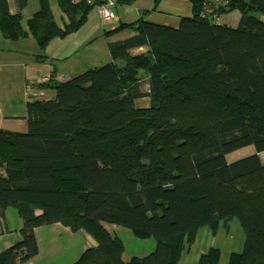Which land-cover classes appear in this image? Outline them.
Masks as SVG:
<instances>
[{
	"label": "trees",
	"instance_id": "trees-1",
	"mask_svg": "<svg viewBox=\"0 0 264 264\" xmlns=\"http://www.w3.org/2000/svg\"><path fill=\"white\" fill-rule=\"evenodd\" d=\"M189 2L192 15L178 28L147 22L149 12L119 25L114 32L136 35L108 45L112 63L64 83L52 77L42 88L56 98L27 104L28 131L0 130V209L24 220L21 241L0 253V264H17L19 247L23 263L36 257L34 230L53 224L95 240L74 264H179L200 230L215 235L232 219L245 240L226 264H264V0H221L214 13L238 11L236 28L204 16L210 0ZM15 3L11 15L0 0V33L12 41L31 35L42 52L94 11L58 0L70 21L61 29L49 0H40L28 32L20 13L28 0ZM141 47L148 51L130 55ZM143 99L147 107L137 105ZM251 146L255 155L228 162ZM103 223L153 238L154 252L125 262L124 243ZM221 255L212 248L197 264H223Z\"/></svg>",
	"mask_w": 264,
	"mask_h": 264
},
{
	"label": "crops",
	"instance_id": "crops-1",
	"mask_svg": "<svg viewBox=\"0 0 264 264\" xmlns=\"http://www.w3.org/2000/svg\"><path fill=\"white\" fill-rule=\"evenodd\" d=\"M154 1L151 0L149 3V0H137L132 5L133 20L127 21L124 20L123 15L121 17L117 15V20L110 25L98 22L97 13L92 11L87 23L80 30L65 39H54L45 52L40 50L31 35L26 39L12 41L0 33V130L12 133L28 131L27 104L34 101H52L56 98L55 90L42 88L52 77L64 83L91 68L112 63L108 45L136 35V32L130 29L114 34L119 25L132 24L142 17L143 12H149L143 16L147 22L178 28L181 18L192 15L189 0H162L157 10L152 11ZM49 4L55 23L64 29L70 22L68 16L61 11L58 0H49ZM8 5L11 15L19 13L15 0H8ZM121 6L119 5L117 10ZM39 11L40 0H28L27 8L20 12L26 31L29 32L28 22ZM220 18L216 20L217 23ZM220 24L228 25L227 22ZM102 39L104 43L97 46ZM147 51V47H141L130 50L129 53L131 56H137ZM43 56L46 58L38 61L37 58ZM1 175L3 170L0 168ZM103 226L108 230L105 223ZM23 227L24 220L14 208H7L4 211L0 209V253L13 248L21 241ZM112 227L119 228L115 225ZM108 232L114 235L109 230ZM34 235L38 245V255L23 263L22 259L27 254L26 248H15L14 259L17 264H74L89 248L96 246L95 240L84 230L74 233L62 224L36 228ZM203 254L201 252L200 256ZM124 255L125 251L123 254L125 261ZM200 256L192 262L197 264Z\"/></svg>",
	"mask_w": 264,
	"mask_h": 264
},
{
	"label": "rangeland",
	"instance_id": "rangeland-1",
	"mask_svg": "<svg viewBox=\"0 0 264 264\" xmlns=\"http://www.w3.org/2000/svg\"><path fill=\"white\" fill-rule=\"evenodd\" d=\"M150 1L151 0H149V3ZM144 3H146V1H144ZM210 3L212 5L218 4L220 7V4L222 2L221 0H213ZM137 5L135 7H137ZM117 15L120 17L123 15L124 20L131 21L133 20V16H134V7L133 6H121L117 10ZM218 18H220V16L215 17L214 20H217ZM97 19H98V22L103 23V21L98 16H97ZM238 20H240V13L238 11H234V12L223 15L219 19L218 23L220 24L221 22H227L228 26L232 28H236L239 24ZM103 25L105 24L103 23ZM115 33L117 32H114V34ZM102 43H104V39H102L101 42L97 44V46L101 45ZM91 49H94V48H91ZM143 54H139L137 56H141ZM147 83H148L147 81H144L142 83V89L144 91H148L149 89ZM137 105L140 107H146L149 105V100L148 99L140 100L137 102ZM255 154H256V150L253 147L252 149L243 151L239 153L238 155L227 157V160L228 162L231 163V162H234V161H237V160H240V159H243L248 156L255 155ZM259 157L261 159V162L264 164V152L260 153ZM106 227L112 234H114L113 236H118L124 243L125 261L131 260L132 257L145 258L148 255H150L152 252H154L155 250V241L153 238L147 239V240H140L134 237V235L128 229L120 228V227L114 228L112 227V225L107 224V223H106ZM113 228L117 230H114ZM85 232L87 233V235L91 236L89 232L87 231ZM244 240H245V235L237 219H232L228 223H221L218 233L215 235L212 234L209 228H204L200 230L195 244L192 245L190 248H186V251L183 253L179 264H196V262H192V261L196 260L197 257L200 256L201 252L206 254L207 252L210 251V249L217 248V247L222 248L221 250L219 249L222 253L220 263L226 264L227 261L229 260V256L231 253H240L242 251V248L244 246Z\"/></svg>",
	"mask_w": 264,
	"mask_h": 264
},
{
	"label": "built area",
	"instance_id": "built-area-1",
	"mask_svg": "<svg viewBox=\"0 0 264 264\" xmlns=\"http://www.w3.org/2000/svg\"><path fill=\"white\" fill-rule=\"evenodd\" d=\"M120 0H71V4L77 5L80 3H86L89 6L94 7V11L97 13L99 18L103 21L105 25H110L117 20V7ZM219 9L218 4H208L204 9V16H213V19L218 16L214 13ZM214 13V14H213ZM213 14V15H212ZM216 21V20H214Z\"/></svg>",
	"mask_w": 264,
	"mask_h": 264
},
{
	"label": "bare ground",
	"instance_id": "bare-ground-1",
	"mask_svg": "<svg viewBox=\"0 0 264 264\" xmlns=\"http://www.w3.org/2000/svg\"><path fill=\"white\" fill-rule=\"evenodd\" d=\"M252 148H253L252 146H251V147H246V148H244V149H241V150H239V151H236V152H234V153L228 155L227 157L238 155L239 153H241V152H243V151H246V150H250V149H252Z\"/></svg>",
	"mask_w": 264,
	"mask_h": 264
}]
</instances>
